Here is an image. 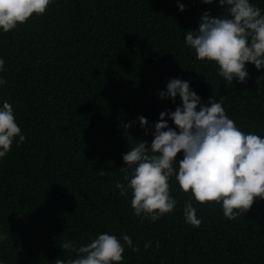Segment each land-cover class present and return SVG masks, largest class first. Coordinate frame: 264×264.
<instances>
[{"label": "trees", "instance_id": "obj_1", "mask_svg": "<svg viewBox=\"0 0 264 264\" xmlns=\"http://www.w3.org/2000/svg\"><path fill=\"white\" fill-rule=\"evenodd\" d=\"M255 2L264 9V0ZM180 3L183 11L177 0H55L45 14L0 32V101L13 105L25 136L0 158L4 264H56L75 256L63 242L79 246L103 231L127 233L137 246L125 245L120 264H264V199L231 220L219 204L193 201L197 227L184 220L189 194L174 178L177 205L156 221L135 216L131 190L116 188L122 153L153 138L138 116L154 125L181 103L158 95L169 78L190 81L205 103L223 95L238 127L264 135V69L247 63L246 83H225L184 43L205 10L222 11L218 0Z\"/></svg>", "mask_w": 264, "mask_h": 264}, {"label": "clouds", "instance_id": "obj_2", "mask_svg": "<svg viewBox=\"0 0 264 264\" xmlns=\"http://www.w3.org/2000/svg\"><path fill=\"white\" fill-rule=\"evenodd\" d=\"M54 2L0 0V32L15 29L34 18V14H45ZM213 2L202 0L209 5ZM177 4L179 11L186 8L180 0ZM218 4L222 11L211 15L210 10H205L198 28L184 34V43L197 60L215 64L217 76L225 83H246L250 75L247 63L257 70L264 69V9L255 0H218ZM4 64L0 57V72ZM4 84L6 80L0 76V85ZM158 95L173 103L178 96L181 103L174 111H161L154 125L145 116H138L145 135L151 133L153 138L150 144L135 139L137 142L122 153L124 182L116 183L121 195L131 190L130 206L135 216L156 221L170 213L177 205V199L171 195L173 178L189 194L183 216L192 226L201 224L193 201L215 202L231 220L245 214L257 198L264 199V135L243 131L226 114L223 95L220 99L209 96L205 103L188 80L169 78ZM169 120L175 127L169 126ZM133 124L135 121L125 126L130 128ZM14 139L19 146L25 136L13 105L5 99L0 101V158L10 151ZM6 239L7 234L0 232V242ZM150 244L145 243L144 247ZM125 245L137 250L131 235L124 232L119 237L109 231L99 232L79 246L67 240L60 246L75 248V256L57 258L56 264H120L125 259ZM155 246L159 247V242ZM0 264L4 261L0 260Z\"/></svg>", "mask_w": 264, "mask_h": 264}]
</instances>
